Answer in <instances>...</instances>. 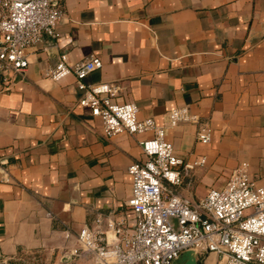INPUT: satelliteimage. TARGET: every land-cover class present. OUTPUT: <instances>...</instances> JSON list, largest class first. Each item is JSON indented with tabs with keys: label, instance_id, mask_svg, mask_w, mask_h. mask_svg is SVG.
Masks as SVG:
<instances>
[{
	"label": "crops",
	"instance_id": "crops-1",
	"mask_svg": "<svg viewBox=\"0 0 264 264\" xmlns=\"http://www.w3.org/2000/svg\"><path fill=\"white\" fill-rule=\"evenodd\" d=\"M62 4L59 35L28 50L26 72H0V264H65L63 251L98 212L134 225L128 170L152 133L106 136L102 118L81 104L75 75L45 76L64 55L71 63L99 56L103 67L88 83L119 85L117 100L167 126L185 164L206 157L183 189L202 198L242 162L264 183V0ZM183 106L210 124L209 144L194 123L169 126L170 110ZM200 258L223 264L214 252Z\"/></svg>",
	"mask_w": 264,
	"mask_h": 264
},
{
	"label": "built area",
	"instance_id": "built-area-1",
	"mask_svg": "<svg viewBox=\"0 0 264 264\" xmlns=\"http://www.w3.org/2000/svg\"><path fill=\"white\" fill-rule=\"evenodd\" d=\"M63 0H0V72L8 79L22 75L31 64L28 50L46 36L57 37V25L65 14ZM103 67L99 56L71 63L67 55L45 76L60 81L73 74L83 106L103 120L104 134L112 137L152 133L142 140L144 158L130 165L132 193L127 216L98 212L93 224L84 226L75 246L66 248L65 264L80 260L87 264H172L184 251L200 255L216 253L223 264H264V183L255 180L249 163L242 162L221 187L194 200L179 193L188 170L203 165L206 157L184 163L168 140V127L151 117L140 119L135 102H120L121 87L112 82L88 83L87 78ZM197 125V139L212 141L209 123L187 106L169 112V126ZM4 176L3 180H8ZM191 183H189V186ZM178 219V229L171 220Z\"/></svg>",
	"mask_w": 264,
	"mask_h": 264
},
{
	"label": "water",
	"instance_id": "water-1",
	"mask_svg": "<svg viewBox=\"0 0 264 264\" xmlns=\"http://www.w3.org/2000/svg\"><path fill=\"white\" fill-rule=\"evenodd\" d=\"M28 1V0H21ZM171 220L175 223L176 228L178 229V219L176 217H172ZM172 264H201L200 254L194 250H186L182 252Z\"/></svg>",
	"mask_w": 264,
	"mask_h": 264
},
{
	"label": "rangeland",
	"instance_id": "rangeland-1",
	"mask_svg": "<svg viewBox=\"0 0 264 264\" xmlns=\"http://www.w3.org/2000/svg\"><path fill=\"white\" fill-rule=\"evenodd\" d=\"M179 193H181L183 195H186V196H189V197H191L194 200H198V199L201 198V197L198 196V194L196 193V190H194L193 187L190 188V189H183V186H181L179 188Z\"/></svg>",
	"mask_w": 264,
	"mask_h": 264
}]
</instances>
